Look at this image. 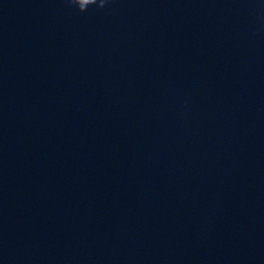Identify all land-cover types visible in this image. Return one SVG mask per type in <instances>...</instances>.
<instances>
[{"label": "water", "instance_id": "95a60500", "mask_svg": "<svg viewBox=\"0 0 264 264\" xmlns=\"http://www.w3.org/2000/svg\"><path fill=\"white\" fill-rule=\"evenodd\" d=\"M0 264H264V0H0Z\"/></svg>", "mask_w": 264, "mask_h": 264}, {"label": "clouds", "instance_id": "9594fccd", "mask_svg": "<svg viewBox=\"0 0 264 264\" xmlns=\"http://www.w3.org/2000/svg\"><path fill=\"white\" fill-rule=\"evenodd\" d=\"M108 0H88L87 3L82 2V0H68L70 6H74L79 12H85L89 7L96 6L98 8H103Z\"/></svg>", "mask_w": 264, "mask_h": 264}]
</instances>
